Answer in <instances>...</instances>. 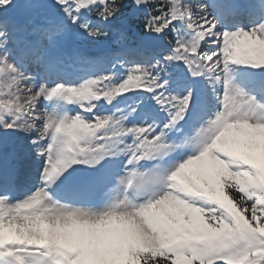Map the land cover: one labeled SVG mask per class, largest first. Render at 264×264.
Wrapping results in <instances>:
<instances>
[{"label": "snow or ice", "instance_id": "6c2138e0", "mask_svg": "<svg viewBox=\"0 0 264 264\" xmlns=\"http://www.w3.org/2000/svg\"><path fill=\"white\" fill-rule=\"evenodd\" d=\"M130 2L125 15L129 0H54L47 12L40 0H0V129L29 137L38 175L17 199L0 140V264H264V22L222 27L248 16L236 0L215 14ZM136 20L145 39L168 41L159 57L122 47L97 72L102 58L81 56L91 74L70 78L62 49L73 32L124 41ZM172 65L200 94L169 91ZM56 98L79 110L41 108ZM190 121L195 135L165 142ZM144 161L154 170L140 171ZM69 182L75 195H62Z\"/></svg>", "mask_w": 264, "mask_h": 264}, {"label": "rangeland", "instance_id": "374dc122", "mask_svg": "<svg viewBox=\"0 0 264 264\" xmlns=\"http://www.w3.org/2000/svg\"><path fill=\"white\" fill-rule=\"evenodd\" d=\"M49 3L47 4L46 2H42V7H45L47 8V11L51 8L52 4L50 1H54V0H48ZM248 4V1L250 0H236V2L239 4L240 7H242L243 2ZM251 1H254V2H261L262 0H251ZM185 2L187 3H191L193 5L195 4H202V5H207L206 2L208 3V8H209V12L215 14V8H216V5L218 3L221 2V0H185ZM224 2H227V0H224ZM264 5V4H263ZM261 10V9H260ZM129 12V10H125V15H127ZM264 22V20L262 21ZM135 23L134 22L131 26V30L129 32V39L127 40H124V41H121L119 39V37L116 35V34H110L107 38H101V39H93L91 37H88L86 34H82V35H77V37L79 39H81V41L85 44V45H88L90 43H95V42H98L96 45H101V46H104L109 44L111 45L112 47H115L116 49L118 48H122V47H128V48H140V45H141V39H143L145 36H147L148 34L146 33V30L143 28V29H139V32L138 30L135 28ZM227 24L228 26H231L233 24H240L241 23H238V22H234V23H231V20L230 21H222V27ZM253 23L249 24L252 26ZM242 26V25H241ZM231 30H236L235 27H231ZM76 38V37H75ZM163 38L164 37H161L160 38V42L163 41ZM159 41V40H158ZM166 42V41H165ZM168 42V41H167ZM85 50H87V47H84ZM155 55L152 54L151 56H149L151 58V60H154L155 58L157 57H154ZM153 58V59H152ZM151 60L149 62H151ZM242 67H251V66H242ZM165 76L166 79H169L170 81V84L173 83V79L172 77H174L175 75H178L179 77H181L182 79H185L187 78L188 80H190L191 78V75L187 72L186 69H184L183 67H178V66H175V65H172V66H169L167 68V71L166 73L163 74ZM193 78V77H192ZM195 79V78H193ZM187 80V82H188ZM172 86V85H171ZM174 86V85H173ZM259 86V85H258ZM192 87V85H190V88ZM255 88V87H253ZM188 89H186L184 92L182 93H179L178 91H175L174 88L170 87L169 88V91L173 92V93H179L181 96H183L186 91ZM193 91H195V88H192ZM198 90L200 91V88L198 87ZM251 91V90H250ZM251 94H255L254 91H252ZM219 95H223V87H221L219 89ZM55 101H57L58 103H63V102H66L67 100L66 99H63V98H56L54 99ZM68 102V101H67ZM72 102H78L77 100H73ZM213 104H215V100L213 99L212 101ZM45 106L44 102H41V108H43ZM49 111H51L50 113L56 115V116H62L60 113H55L56 111L51 109V107L49 106L48 107ZM199 127V126H198ZM187 131H184V133H186ZM14 135L16 136L14 138V136H12V142H14V146H13V143L12 144H9L7 143V145L4 146V150L6 148H10V147H14L16 150L19 151V154H20V162H23L26 169H27V172H26V175H30V177H32V180H29V184H35V181L38 179V175L36 173V167H37V162L34 160V154L32 153V146H31V141L29 139V137L24 134V133H21V132H15ZM195 135V132L193 134H186L185 137L183 139H185L186 137H191ZM231 147H240V145H235V144H230ZM153 162V167H152V170H148V171H153L154 170V161H151ZM20 183H23L25 184L26 183V179L23 177L21 178L20 180ZM152 185L149 183L147 185H144L143 187L137 189L136 191H140L142 192L144 190L145 187H151ZM122 188V187H121ZM121 188H119L117 190V192H119V195L122 194V191H121ZM112 199L115 200L116 198L119 197V195L116 193V192H113L112 193ZM24 196H19L18 199L19 200H23ZM23 198V199H22ZM96 211H100V209H96ZM6 233L7 234H14V230L12 229H9V228H6L5 229Z\"/></svg>", "mask_w": 264, "mask_h": 264}, {"label": "clouds", "instance_id": "9594fccd", "mask_svg": "<svg viewBox=\"0 0 264 264\" xmlns=\"http://www.w3.org/2000/svg\"><path fill=\"white\" fill-rule=\"evenodd\" d=\"M255 115L258 119L264 120V112H256ZM6 258L10 262V264H18V261L15 257L8 256Z\"/></svg>", "mask_w": 264, "mask_h": 264}, {"label": "trees", "instance_id": "16d2710c", "mask_svg": "<svg viewBox=\"0 0 264 264\" xmlns=\"http://www.w3.org/2000/svg\"><path fill=\"white\" fill-rule=\"evenodd\" d=\"M131 8V4H130V0H129V8L126 9V10H130ZM135 28L139 31V29H143V25L142 23L139 21V20H136V25H135Z\"/></svg>", "mask_w": 264, "mask_h": 264}, {"label": "water", "instance_id": "95a60500", "mask_svg": "<svg viewBox=\"0 0 264 264\" xmlns=\"http://www.w3.org/2000/svg\"><path fill=\"white\" fill-rule=\"evenodd\" d=\"M158 37L154 38L153 40H147L145 39L144 42L146 45L152 46L155 45L157 43Z\"/></svg>", "mask_w": 264, "mask_h": 264}]
</instances>
